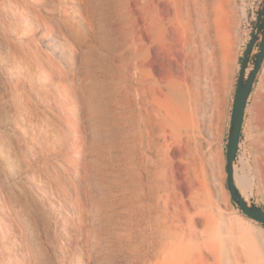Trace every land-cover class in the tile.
Returning a JSON list of instances; mask_svg holds the SVG:
<instances>
[{
    "label": "bare ground",
    "instance_id": "obj_1",
    "mask_svg": "<svg viewBox=\"0 0 264 264\" xmlns=\"http://www.w3.org/2000/svg\"><path fill=\"white\" fill-rule=\"evenodd\" d=\"M34 3L43 7L33 10L46 47L56 54L57 44L72 47L58 65L38 59V66L41 77L50 80L72 76L60 88L61 103L71 108L61 118L67 136L59 141L75 153L66 168L73 186L61 177H46L51 190L73 208L72 225L60 220L59 227L68 238L69 229L79 231L82 264H264L258 240L218 227L211 194L200 179L210 163L209 147L195 115L198 91L186 94L181 76L184 47L192 49L184 25L191 1ZM234 170L236 186L249 202L256 181ZM37 173L27 172L23 179Z\"/></svg>",
    "mask_w": 264,
    "mask_h": 264
},
{
    "label": "rangeland",
    "instance_id": "obj_2",
    "mask_svg": "<svg viewBox=\"0 0 264 264\" xmlns=\"http://www.w3.org/2000/svg\"><path fill=\"white\" fill-rule=\"evenodd\" d=\"M190 1L184 12V25L186 40L192 43V49L184 47L181 76L186 94L198 91L195 94L200 115L198 110L195 115L209 147L210 163L204 173L200 171V179L207 193L211 194L208 199L216 210L218 227L223 228L222 231L252 236L264 248V226L248 218L234 205L226 186V149L237 82L245 51L257 30L258 14L264 0ZM33 7L35 10L43 8L35 5L34 0H0V264H78L85 255L81 243L77 244L81 242L79 231L69 229L72 240L68 235L67 238L65 234L61 236L59 227L60 220L72 225L73 208L63 202L57 191L51 190L46 177H61L67 185L73 186V178L67 174L66 168L69 161L75 159V153L69 148L70 144L63 145L59 141L67 136L66 124L61 118L71 108V105L66 108L61 103L60 88L71 83L72 76L50 80L41 77L38 66L41 60L48 66L54 61L58 65L72 47L56 43L58 54L46 47ZM53 41L57 40L53 38ZM260 44L261 40L252 50L249 67ZM64 71L69 73V70ZM7 78H11V84ZM50 150L54 151L51 153ZM235 166L240 176L249 175L256 181L254 193L248 196L249 203L264 210V61L245 110ZM31 170L39 172L35 180L33 177V180L23 179ZM190 176L195 177L193 168ZM186 200L189 201L188 196ZM201 208L204 210L205 205ZM65 259L70 262L65 263ZM79 264H82L81 260Z\"/></svg>",
    "mask_w": 264,
    "mask_h": 264
},
{
    "label": "water",
    "instance_id": "obj_3",
    "mask_svg": "<svg viewBox=\"0 0 264 264\" xmlns=\"http://www.w3.org/2000/svg\"><path fill=\"white\" fill-rule=\"evenodd\" d=\"M261 40L259 51L250 66V55L254 46ZM264 61V3L258 14L257 30L252 36L245 51L241 72L238 78L234 106L229 130V138L226 149V186L231 200L240 208L242 213L253 221L264 225V210L247 202L241 195L235 183V162L240 142L241 131L245 116V110L249 97L256 82L257 75Z\"/></svg>",
    "mask_w": 264,
    "mask_h": 264
},
{
    "label": "trees",
    "instance_id": "obj_4",
    "mask_svg": "<svg viewBox=\"0 0 264 264\" xmlns=\"http://www.w3.org/2000/svg\"><path fill=\"white\" fill-rule=\"evenodd\" d=\"M236 206V204H234ZM237 207V206H236ZM264 226V225H263Z\"/></svg>",
    "mask_w": 264,
    "mask_h": 264
}]
</instances>
